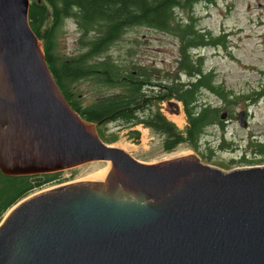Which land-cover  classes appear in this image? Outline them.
<instances>
[{
    "label": "water",
    "instance_id": "water-1",
    "mask_svg": "<svg viewBox=\"0 0 264 264\" xmlns=\"http://www.w3.org/2000/svg\"><path fill=\"white\" fill-rule=\"evenodd\" d=\"M29 3L0 0V170L90 169L5 212L0 264H264V163L224 169L194 151L143 162L104 142L60 90Z\"/></svg>",
    "mask_w": 264,
    "mask_h": 264
},
{
    "label": "trees",
    "instance_id": "trees-1",
    "mask_svg": "<svg viewBox=\"0 0 264 264\" xmlns=\"http://www.w3.org/2000/svg\"><path fill=\"white\" fill-rule=\"evenodd\" d=\"M206 1L213 0H30L28 20L42 42L45 59L60 90L82 118L97 122L101 132L102 124L110 121L122 125L142 123L159 132L162 148L170 151L181 143L197 146L211 124L223 125L221 107L203 100V91L228 103L244 94L217 82L214 70L205 66L203 54L193 52L203 44L216 45L224 40L223 33L213 35L198 27L194 7ZM66 18H71L79 30V50L70 55L60 54L57 49L58 30ZM137 26L176 38L175 74L170 71V76L162 77L160 68L136 62L138 36H124ZM179 71L186 76L180 78ZM83 79L96 88L88 102L82 101L73 89L74 83ZM171 97L183 103L187 119L183 128L159 107L160 101ZM109 139L112 138L106 140ZM251 141L255 158L263 161L264 141ZM241 158L252 161L245 154ZM57 173L6 175L0 170V219L13 203L51 181Z\"/></svg>",
    "mask_w": 264,
    "mask_h": 264
},
{
    "label": "rangeland",
    "instance_id": "rangeland-1",
    "mask_svg": "<svg viewBox=\"0 0 264 264\" xmlns=\"http://www.w3.org/2000/svg\"><path fill=\"white\" fill-rule=\"evenodd\" d=\"M194 11L198 16V27L210 30L213 35L224 34L221 43L198 46L193 50L194 54L197 52L203 54L205 66L214 70L217 82L235 93L244 92L229 103L221 101L208 91L202 92L203 100L221 107L220 114L224 110L227 112L226 116L221 118L223 125L211 124L197 146L181 143L170 151L162 148L161 134L142 123L122 125L118 121L106 122L102 124L104 127L101 139L110 145L127 146L126 151L143 162L194 151L204 162L224 169L263 164L264 160L259 161L255 158L251 140L254 139L253 136L264 141V0L199 2L195 5ZM78 36L79 30L74 21L66 18L57 34L58 52L63 55L77 52ZM132 36H138L134 53L136 62L160 68L162 77L170 76V71L175 74L177 68L175 58L178 53L175 37L167 32L144 26H137L129 35L125 34L124 38ZM117 46L118 42L113 46L114 52ZM183 73L179 71L177 74L182 78L186 76ZM94 88L86 79L79 80L73 85V89L84 102L93 99L96 93ZM260 89L262 91L256 93ZM159 107L178 127L183 128L187 123L182 101L171 97L160 101ZM241 109L247 111L245 126L237 119V112ZM96 128L100 129L98 123ZM107 138L112 139L106 140ZM244 154L246 158H252V161L240 160ZM89 169L88 161L68 169L53 171L58 173L51 181L35 187L28 194L60 183L82 179Z\"/></svg>",
    "mask_w": 264,
    "mask_h": 264
},
{
    "label": "flooded vegetation",
    "instance_id": "flooded-vegetation-1",
    "mask_svg": "<svg viewBox=\"0 0 264 264\" xmlns=\"http://www.w3.org/2000/svg\"><path fill=\"white\" fill-rule=\"evenodd\" d=\"M247 116V111H246V109H245V117ZM252 138H254V140H259V138H256V137H253L252 136ZM261 141V140H260Z\"/></svg>",
    "mask_w": 264,
    "mask_h": 264
},
{
    "label": "bare ground",
    "instance_id": "bare-ground-1",
    "mask_svg": "<svg viewBox=\"0 0 264 264\" xmlns=\"http://www.w3.org/2000/svg\"><path fill=\"white\" fill-rule=\"evenodd\" d=\"M122 148H123L124 150H127L128 147H127V146H123Z\"/></svg>",
    "mask_w": 264,
    "mask_h": 264
}]
</instances>
